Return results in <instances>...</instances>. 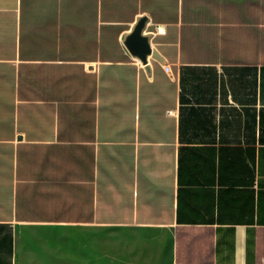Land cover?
I'll return each instance as SVG.
<instances>
[{"label":"crops","instance_id":"1","mask_svg":"<svg viewBox=\"0 0 264 264\" xmlns=\"http://www.w3.org/2000/svg\"><path fill=\"white\" fill-rule=\"evenodd\" d=\"M0 264H264V0H0Z\"/></svg>","mask_w":264,"mask_h":264},{"label":"water","instance_id":"2","mask_svg":"<svg viewBox=\"0 0 264 264\" xmlns=\"http://www.w3.org/2000/svg\"><path fill=\"white\" fill-rule=\"evenodd\" d=\"M147 19L145 15L137 18L131 30L125 34L123 44L132 56L145 65V69L148 71L147 57L149 55L159 59L160 57L150 46L151 34L144 32Z\"/></svg>","mask_w":264,"mask_h":264}]
</instances>
